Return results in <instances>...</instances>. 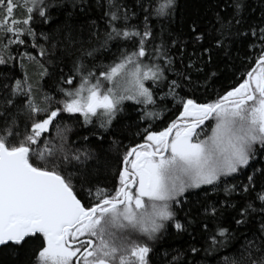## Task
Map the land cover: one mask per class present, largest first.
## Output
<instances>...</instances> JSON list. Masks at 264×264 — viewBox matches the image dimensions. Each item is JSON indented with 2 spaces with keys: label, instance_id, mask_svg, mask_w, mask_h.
<instances>
[{
  "label": "snow or ice",
  "instance_id": "1",
  "mask_svg": "<svg viewBox=\"0 0 264 264\" xmlns=\"http://www.w3.org/2000/svg\"><path fill=\"white\" fill-rule=\"evenodd\" d=\"M17 63L0 99V247L25 264H264V0H0V66ZM65 114L86 129L74 143L130 134L111 183L69 146ZM124 222L144 240L121 252ZM171 235L188 239L168 259Z\"/></svg>",
  "mask_w": 264,
  "mask_h": 264
},
{
  "label": "trees",
  "instance_id": "2",
  "mask_svg": "<svg viewBox=\"0 0 264 264\" xmlns=\"http://www.w3.org/2000/svg\"><path fill=\"white\" fill-rule=\"evenodd\" d=\"M157 3H164V0H157ZM178 6L181 10L185 8V5L187 4L189 7L194 3V0H177ZM257 16L259 13L256 14ZM115 50V49H114ZM35 54V53H34ZM105 63H108L107 60H105ZM254 67V65H253ZM36 69V71H34ZM52 69L50 68V71ZM250 70V69H248ZM23 71L19 63L16 64L15 68L5 67V66H0V99H2L5 95V90L3 88V85L5 83H10L9 78L10 77H15L16 79H20L23 76ZM27 71L30 73V75L33 77L34 80L39 81L41 85H43V92H49L47 85V77H45L43 80L39 79V67L38 66H32L28 67ZM58 71V70H57ZM241 72H245L244 69H241L240 72L236 73V78L233 79L231 78V75L224 77L221 76L217 82L213 85V89L215 90H231V85H236L237 80L240 78ZM244 78H246V72L244 75ZM14 82V81H11ZM240 82H243L240 80ZM78 84V81H76ZM50 95H53L56 97V99H62V95L57 94L55 91L49 92ZM213 99H215V96H213ZM38 103H43V96L38 97ZM127 104H131V102H126ZM68 114H65V119L59 121L60 127L63 128L65 125L68 126V128L71 129V131H68L66 133L67 138H68V144L71 148H79L81 152L84 151L85 148L88 149L89 153V159L85 163V167H87L90 171L93 172L95 176H97L98 180L100 181L101 184L107 182L111 183V180H105V177L108 176L110 177L112 173L116 171V167L118 165V162L121 160L123 151H124V146H129L130 145V134H123L121 135L119 133V125L117 127V135L116 136H106L104 141L102 143L97 142L94 138L90 139V142L87 144H81V143H74L77 141L78 136L83 135L86 133V129H83L81 127L82 125V118H80L79 121L75 119H69L67 118ZM169 114H167V117ZM136 119V115L134 112L129 110V113L126 114L123 118V123L128 124L132 123ZM161 116L158 118L156 121L157 127L160 125L161 121ZM143 123V122H141ZM21 130L23 131V126H21ZM52 136H55V130H52ZM116 140L117 145L115 147V150H113V144L112 141ZM133 145V144H131ZM49 148L52 149L54 154L62 156L63 154L59 152L60 148V142L59 140H53L52 143L49 145ZM71 155V153H69ZM81 159H84L83 156H81ZM51 166V165H49ZM121 167V163L119 165ZM81 167L79 164H69L67 166V169L62 173V175L68 179L69 176L71 175V184L73 185L74 189V194L81 193L83 190L80 187V184L78 183L76 169ZM116 182L118 184V177H116ZM199 191V190H196ZM78 199L82 200V203H84V199L82 195L78 194L77 196ZM190 199L194 200L196 199V196L193 195L190 197ZM169 232L170 233H175L174 227H169ZM188 238L185 237H178L175 235H171L166 239V242L164 244V247L167 249L169 255L168 259H171L172 256H178L181 252L184 251V248L187 246L186 245V240ZM144 240L143 234L141 235L140 238H133L128 240L130 243H142ZM199 246V245H198ZM173 249H178L179 251H173ZM226 256L231 257V253H225ZM28 259L26 253L24 251H20L19 253L13 252L11 249L3 248L0 247V264H25L26 260ZM220 259H223V257H218V261Z\"/></svg>",
  "mask_w": 264,
  "mask_h": 264
},
{
  "label": "clouds",
  "instance_id": "3",
  "mask_svg": "<svg viewBox=\"0 0 264 264\" xmlns=\"http://www.w3.org/2000/svg\"><path fill=\"white\" fill-rule=\"evenodd\" d=\"M164 223V222H162ZM125 230L127 231H139L137 227H133L131 225H125L122 228H114L113 231V239H114V247L121 251L126 252L129 241L127 240Z\"/></svg>",
  "mask_w": 264,
  "mask_h": 264
},
{
  "label": "rangeland",
  "instance_id": "4",
  "mask_svg": "<svg viewBox=\"0 0 264 264\" xmlns=\"http://www.w3.org/2000/svg\"><path fill=\"white\" fill-rule=\"evenodd\" d=\"M40 70V69H39ZM34 71H36V69H34ZM125 225H127V222H124ZM125 234H126V237H127V240H130V239H133V238H140L142 233L141 232H137V231H127L125 230Z\"/></svg>",
  "mask_w": 264,
  "mask_h": 264
},
{
  "label": "flooded vegetation",
  "instance_id": "5",
  "mask_svg": "<svg viewBox=\"0 0 264 264\" xmlns=\"http://www.w3.org/2000/svg\"><path fill=\"white\" fill-rule=\"evenodd\" d=\"M181 110H182V109H181ZM161 119L163 120V122L160 120L161 122H160V125H158V127H159L160 130H163V127L165 126L164 122L166 121V122L170 123L171 120L167 117V114L162 115V116H161ZM208 123H209V122H206V126H207ZM213 123H214V122H213ZM140 142H143V141H140ZM130 146H135V145L133 144V145H130ZM122 167H123V165H122V163H121V168H122Z\"/></svg>",
  "mask_w": 264,
  "mask_h": 264
},
{
  "label": "water",
  "instance_id": "6",
  "mask_svg": "<svg viewBox=\"0 0 264 264\" xmlns=\"http://www.w3.org/2000/svg\"><path fill=\"white\" fill-rule=\"evenodd\" d=\"M255 67V66H254ZM247 78V77H246Z\"/></svg>",
  "mask_w": 264,
  "mask_h": 264
}]
</instances>
